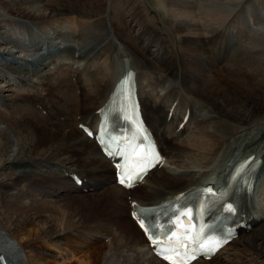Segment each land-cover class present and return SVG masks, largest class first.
I'll use <instances>...</instances> for the list:
<instances>
[{
	"label": "bare ground",
	"instance_id": "obj_1",
	"mask_svg": "<svg viewBox=\"0 0 264 264\" xmlns=\"http://www.w3.org/2000/svg\"><path fill=\"white\" fill-rule=\"evenodd\" d=\"M80 2L83 7L77 5ZM155 2L147 0L144 4L154 16V21L148 22L142 12L144 7L137 0H114L107 22L112 32H104L101 26L106 24V17L104 12L97 15V10L105 0H0L3 12L24 22L50 19L54 25L70 18L71 13L91 18L79 38L72 30L55 31L57 38H74L81 46L71 49L63 40L59 48L51 50L59 53L60 59L35 56L18 60L9 50L0 51V82L5 83L0 85V227L5 231L0 230V238L8 245H0V253L7 263L17 264L9 239H25L22 246L27 264H51L47 260L51 256L35 251L38 246L66 251L58 243L61 237L72 239V234L60 235L56 231L63 213L68 217L63 230L81 228L94 236H74L85 241V248L92 245L90 253L84 247L80 250L79 264H121L117 258L106 257L101 246L93 247L99 243V235L111 236L109 243L115 245L116 252L125 249L131 257L129 264H164L150 254L129 219L127 200L141 206L154 205L191 186L217 183L214 178L219 180L235 160L246 155L260 158V168L264 165V111L236 121L246 114L244 109L252 112L254 98L259 95L255 91L264 92V40L258 42L248 35L245 40L229 36V29H235L237 34L242 31L238 20L226 13L223 18L218 13L201 17L203 26L192 21L195 18L183 16L197 0H162L167 10ZM50 24L44 25L45 30ZM132 29L134 34L129 33ZM202 30L206 36L195 37ZM111 47L116 50L115 56L125 58L111 63L112 67L106 63ZM102 57L104 65L96 67ZM218 65L224 66V75ZM127 66L137 72L141 113L165 161L137 187L123 191L115 185L109 163L77 125H95L93 112ZM245 78L260 85L241 87L239 82ZM221 83L222 89L231 87L233 99L221 89ZM143 84L162 85V90L154 95L152 88V94L146 87L141 89ZM18 85L23 88L15 89ZM260 98L264 101V95ZM184 114H188V119L177 139L174 130ZM192 125L190 134L184 136ZM67 173L79 175L85 180L82 187L94 188L87 190L93 193L77 189L65 176ZM21 186H30L52 201H43ZM262 194L252 191L245 201L244 221L249 230L239 234H247L231 241L211 260L192 264H264V201L259 198ZM25 197L27 201L22 200ZM93 221L99 222L88 226Z\"/></svg>",
	"mask_w": 264,
	"mask_h": 264
},
{
	"label": "rangeland",
	"instance_id": "obj_2",
	"mask_svg": "<svg viewBox=\"0 0 264 264\" xmlns=\"http://www.w3.org/2000/svg\"><path fill=\"white\" fill-rule=\"evenodd\" d=\"M113 1L112 0H105V3L97 10V15H100L101 13L104 12L103 16L106 17V24H103L101 26V29L104 30V32H105V30H107L108 32H112L110 24L107 22H108V18H110V13H109L110 12V6H111V4H113ZM146 1L147 0H137V2L140 5H142V7H144L143 8L144 10L142 9V12H143V14H145V16H147L148 22L149 21L151 22V21H154V16L151 12L147 11L146 7L144 6ZM151 1H154V0H151ZM155 1H156L155 4L157 6H159L160 8L161 7L165 8L164 4L162 6V3H161L162 0H155ZM179 1L182 2L184 0H179ZM68 5H69V1H68ZM77 5L80 7H83L82 2L78 3ZM43 7L45 8L44 5H43ZM164 10H167V9L165 8ZM47 11L51 12L50 9H48ZM194 11H196V12H194ZM189 12H191V13H189ZM216 13H218V15L222 16V18L225 17L222 14L226 13L229 18H232L234 20L235 19L238 20L237 21L238 27L240 26L239 28L242 31V33H241L242 35L237 34L235 29H231V30L229 29L227 31L228 35L230 34L229 36L237 35V36H241L240 39L245 40L244 36L248 35L249 38H251V39L254 38L257 41L258 40L259 41L264 40V0H197V4L193 8H191L189 11L184 12L182 15L187 17L188 19L191 18V20L195 18L192 21H198V23H200V25L203 26V21H204L203 19L206 16H210V15L216 14ZM195 14H196V16H195ZM81 15H87V13H81ZM201 17L203 19H201ZM216 17L218 18L219 16H216ZM90 19L91 18L87 19V18H83L82 16L80 17V15H78L76 13H71L70 18L68 17L65 19H60L59 21H57V23L55 22L54 25L50 24L51 23L50 19H49V22H47V20H45L42 23L41 22L40 23L33 22V21L24 22L23 20H20V19H17L16 17H12V16L8 15L6 12H3L0 8V36H2L4 39L3 41H0V51L1 50L3 51L4 49H6V50H9L10 52H12L11 54L14 55L16 58H18V60H19V58H20V60H21V58H23L25 60H29L31 58V56H34L37 53V51H38L37 48H38V46H40L41 42H44L45 46L42 49H45V50L41 49L43 51L42 52L43 54H38V55H36V57L52 58V59L54 57H56V59H60L61 58L60 54L51 52V50L54 48H57V47L59 48L61 43L64 42L63 40H66L65 42L69 43L71 45L70 46L71 49H72V47H75V46L78 47V49H81V46L78 43H76V42H79L77 39L67 37V38L61 40V39L57 38L55 31H65L66 29H68L69 31L72 30V33L76 34L75 36L77 38H79L78 37L79 32L85 26H87L89 24ZM214 23H215V21H214ZM49 24L51 27H49V29L45 30L44 25L48 26ZM46 31H48L49 33H47ZM34 32H36V33H34ZM129 33L134 34L135 32L132 29L129 31ZM201 34H204V36H206V32L204 30H202L200 32H197V34H195L196 35L195 37H202ZM43 38H44V40H43ZM24 41H26V43ZM176 41L178 42V40H176ZM23 43H25V44H23ZM115 53H116V50L114 51V49L111 47L109 50L110 56L109 55L107 56L108 61H106L107 64L109 63L110 67H112L111 65L116 60L117 61H119L121 59L125 60V58H123V57L120 58L118 56H115L114 55ZM105 56H106V53H104L103 57H105ZM103 57L98 60V62H101V63H98L96 67H99L100 65L101 66L104 65L103 60L106 57L105 58H103ZM34 58L35 57H33L31 59H34ZM262 58L263 57H261L260 59H262ZM177 61H178V59H177ZM22 62H21V64H22ZM64 62L69 63L70 60H64ZM94 62H96V61L94 60ZM213 62H214V60H213ZM178 63H179V61H178ZM215 65L217 66V64H215ZM221 66L222 65H218L219 71L221 70L220 71V72H222L221 74L224 75L223 71H222L224 66H222V67ZM105 67L106 66H104L103 69ZM107 67H108V65H107ZM172 71L175 72L176 70L172 69ZM215 71L217 72V70H215ZM1 84H2V82H0V85ZM239 84L241 87H248V88H254V87H257L258 85H260L259 83L255 82L251 78L242 79V80H240ZM2 85H5V83H3ZM229 85H231V84H229ZM250 85H251V87H250ZM221 86H222V83L220 84V87ZM11 88H12V90L14 89V87H11ZM19 88L22 89L23 86L18 85V87H15V89H19ZM151 88L153 89L154 95H155L156 91L159 92L160 90H162V85L154 84V85H152V87L150 86V88H147L146 91L151 93ZM221 89H222V87H221ZM222 90L229 92L231 97L233 96L231 93L232 89L230 86H227ZM255 92L259 93V95L255 96V98H254L255 104L253 106L252 112L249 113L246 111V109H244L243 111L246 114L244 116H240V117L238 116V119L236 121L241 120L243 117H252L254 112L264 111V109L260 110V107H264V101H260V100H262V98H260V95L261 94L264 95V92H261L259 90H256ZM6 94H8V93L6 92ZM233 98L234 97H232L231 99H233ZM237 105H238V103H237ZM211 107H212V105L209 108L211 109ZM0 108H1V106H0ZM237 109H239V108H237ZM7 110H9V108ZM222 115L225 116V114H222ZM191 128H193V125H192V127H190V129L186 132V134L184 136H187L188 134H190L189 132H191V130H192ZM183 158L186 159V156L183 155ZM162 178H164V176L161 177L159 179V181L162 180ZM169 186L173 187L174 184L169 185ZM21 187H23V189H25L26 186L25 187L21 186ZM27 191L31 192L32 194H35L38 198H42L43 201H45V200L46 201H52V199H50L49 197H45V195L43 196V194L39 195L38 193H35L34 189H33V191H32V189H29ZM27 199L28 198L25 197V199L23 198L22 200L27 201ZM48 199H50V200H48ZM65 213L67 214L68 211H65ZM61 215L63 217H62V220L58 223V227L56 228V231L59 232L60 235H63L67 232H70V234H72L71 235L72 239L67 238L68 239L67 240L66 238L64 239L63 237H61L60 241L58 243L59 248H63L66 251H59V250H56L52 247H44L43 245L40 247L39 246L36 247L35 251L39 252V253H43L45 256H51L48 259L46 258L47 260L50 261L51 264H79V262L82 259L81 257H79V256H82V253L80 252V250L85 248V241L82 238L79 239V237H77V236H76V238H78V239H76L74 236L78 235L79 233H81L82 235H85L87 239H92V237H94V236H92L91 234L87 235V232L83 231L84 229H81V228L77 229V230H74V229L63 230L64 229V223H65V221H68V217L66 215H64L63 213H61ZM46 218H48V217L46 216ZM99 221H93V222L89 223L88 226L93 227V226H95V223L97 224ZM42 225L43 224L41 223L40 228H43ZM2 229L0 227L1 233L5 232L4 229H3V231H2ZM26 234H28V233H26ZM99 236H100L99 239H97V242L99 241V243L93 247L97 248V246H101V249H102L101 251H102V253H105L106 257H108V258L110 257V259L111 258H115V259L117 258V260H119L121 264H129L128 261L129 262L131 261V257H130V255L128 256L125 249H122L121 252H116L113 248L115 245L113 246L112 244L109 243V242H111V239H110L111 236H108V237H106V235L105 236L99 235ZM243 237H245V236H243ZM6 238L9 239V237H6ZM0 241L5 242V244L3 242L2 243L0 242L1 246L2 245L8 246L5 239L0 238ZM100 241H102V242H100ZM8 242L12 245V246L9 245L12 248V250H14V252H16L15 253L16 259L13 257L14 260L16 261V263L17 264H27L26 258L24 255V252L26 253V250L23 248V246H24L23 244L25 242V239L21 240L20 238H18V239L14 238L13 241H11L9 239ZM102 244H104L105 246ZM109 246H111V248H109ZM71 247L72 248L74 247V249H72ZM11 248H10V250H11ZM67 248H69L70 250H67ZM91 248H92V245L86 246L84 251H87L88 253H90ZM112 249H113V251H111ZM109 250H110V252H109ZM77 252H79V253H77ZM96 253H98V252H96ZM107 254H108V256H107ZM259 263H261V262H259Z\"/></svg>",
	"mask_w": 264,
	"mask_h": 264
},
{
	"label": "snow or ice",
	"instance_id": "obj_3",
	"mask_svg": "<svg viewBox=\"0 0 264 264\" xmlns=\"http://www.w3.org/2000/svg\"><path fill=\"white\" fill-rule=\"evenodd\" d=\"M121 183H124V180H123V179H121ZM126 186H127V187H131L132 184H131V183H128ZM229 211H231V209H229ZM141 227H142V228L145 227V224H144L143 222H141ZM146 231H147V229H146ZM149 239L152 240L153 244L156 243L155 240H153V238H152L151 235L149 236ZM219 246H220V245H217V247H219ZM200 247L203 248L204 246L201 244ZM215 250H216V249L205 250V252H204L203 254H205L206 258H208V256H209L212 252H214ZM177 255H179V253H177Z\"/></svg>",
	"mask_w": 264,
	"mask_h": 264
}]
</instances>
